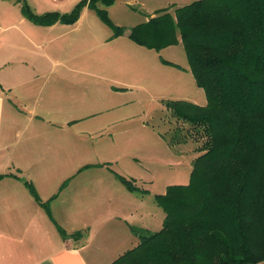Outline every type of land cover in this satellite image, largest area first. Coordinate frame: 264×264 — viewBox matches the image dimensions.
<instances>
[{"label": "crops", "instance_id": "crops-1", "mask_svg": "<svg viewBox=\"0 0 264 264\" xmlns=\"http://www.w3.org/2000/svg\"><path fill=\"white\" fill-rule=\"evenodd\" d=\"M26 1L41 15L69 13L81 0ZM187 2L117 0L108 13L114 18L119 10L146 23L158 10ZM112 21L122 27L120 20ZM102 25L97 14L85 8L74 25L38 26L24 17L15 0H0V175L6 176L0 180V264H111L137 246L133 228L150 231L159 218L160 206L149 208L144 195L120 180L114 165L123 155L118 148L126 145L130 113L117 107L83 114L75 107L81 92L88 96L95 86L89 64L64 59L66 49L79 48V40L67 46L62 42L66 33L86 27L93 34L88 47L110 48V69L117 78L111 82L126 90L128 51L145 48L129 38L137 25L113 40L112 30ZM80 73L88 75L84 82ZM98 114V123L91 124L90 118ZM91 139L96 148L104 141L111 145L112 159L81 163V148L90 146ZM26 182L43 203L49 202L51 217ZM78 233L81 237L74 238Z\"/></svg>", "mask_w": 264, "mask_h": 264}, {"label": "trees", "instance_id": "trees-1", "mask_svg": "<svg viewBox=\"0 0 264 264\" xmlns=\"http://www.w3.org/2000/svg\"><path fill=\"white\" fill-rule=\"evenodd\" d=\"M15 1L38 26L73 25L89 8L112 30L111 40L125 35L108 13L117 0H81L69 13L41 15L26 0ZM129 38L156 52L182 44L207 104L167 101L166 109L205 142L190 182L155 196L165 213L161 230L133 228L137 246L111 264L264 262V0H197L161 9L135 26ZM119 178L130 191L146 193L136 180ZM26 185L51 217L49 202L40 200L31 183ZM58 231L68 238L65 230Z\"/></svg>", "mask_w": 264, "mask_h": 264}, {"label": "rangeland", "instance_id": "rangeland-1", "mask_svg": "<svg viewBox=\"0 0 264 264\" xmlns=\"http://www.w3.org/2000/svg\"><path fill=\"white\" fill-rule=\"evenodd\" d=\"M188 1L190 2L187 3L191 4L197 0ZM171 11L173 12L174 9L171 8ZM117 13L121 16L119 17ZM109 16L114 21L120 20L122 27L128 33L134 25L144 21L139 18L135 20L119 10L114 18L110 14ZM102 26L107 28L105 25ZM66 34L62 42L67 46L70 40H79V48L68 51L66 49L64 59L75 60L83 65L89 64L91 73L93 72L91 79L95 86V91L91 89L88 96L81 92L75 104L76 109L83 114L88 112L102 114L106 109L119 107L130 113L131 118L127 125L129 132L123 136L126 145L118 148V152L122 151L123 155L114 161V165L118 173L125 178L137 179V186L146 191L144 194L146 205L158 209L159 206L155 202L156 195L164 194L168 186L185 185L190 182L193 163L200 155L199 150L205 142L196 129L174 118L166 109L167 101L185 100L199 106L207 104L204 90L197 86L189 70L188 59L182 45L166 48L161 52L134 45L135 48L143 51L137 49L128 51L125 58L129 66L128 76L124 81L128 84L126 90V86L122 85V87L121 84L117 86L111 82V79L113 81L117 78L115 76L113 78L110 69L109 60L112 58L110 48L98 45L88 47L91 46L89 38L91 39L93 34L86 27H80L78 31ZM99 35L98 33L96 40H99ZM136 50L138 54L134 53ZM163 60L180 65L187 71H179L176 67L165 64ZM79 77L84 82L88 75L80 73ZM136 83L138 86L133 87L132 85ZM99 116L98 114L96 118H90L91 124L98 123ZM96 140L99 142L98 139ZM92 145L96 144L91 139L90 146L86 149L81 148L79 156L81 163L112 159L111 153L115 150L111 151V145L106 141L98 148ZM158 210L160 215L159 218L155 217L154 220L157 222L151 225V232L160 231L163 225L165 213L161 207Z\"/></svg>", "mask_w": 264, "mask_h": 264}]
</instances>
